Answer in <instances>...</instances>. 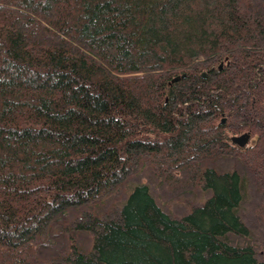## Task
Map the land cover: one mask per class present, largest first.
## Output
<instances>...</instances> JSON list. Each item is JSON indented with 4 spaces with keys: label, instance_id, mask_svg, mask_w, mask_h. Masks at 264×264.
I'll list each match as a JSON object with an SVG mask.
<instances>
[{
    "label": "trees",
    "instance_id": "1",
    "mask_svg": "<svg viewBox=\"0 0 264 264\" xmlns=\"http://www.w3.org/2000/svg\"><path fill=\"white\" fill-rule=\"evenodd\" d=\"M0 264H264V0H0Z\"/></svg>",
    "mask_w": 264,
    "mask_h": 264
},
{
    "label": "water",
    "instance_id": "2",
    "mask_svg": "<svg viewBox=\"0 0 264 264\" xmlns=\"http://www.w3.org/2000/svg\"><path fill=\"white\" fill-rule=\"evenodd\" d=\"M178 79H179V77H175V78H173V81H176ZM223 121H224V118H222V122ZM249 137H250V135L248 133H243L240 135L232 136L230 140L232 143H234L240 147H243L248 143Z\"/></svg>",
    "mask_w": 264,
    "mask_h": 264
}]
</instances>
